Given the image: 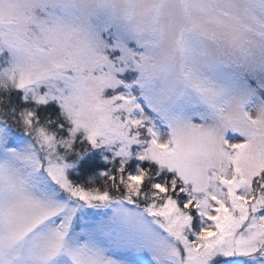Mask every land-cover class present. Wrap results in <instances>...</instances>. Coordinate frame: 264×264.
<instances>
[{"label":"snow or ice","instance_id":"6c2138e0","mask_svg":"<svg viewBox=\"0 0 264 264\" xmlns=\"http://www.w3.org/2000/svg\"><path fill=\"white\" fill-rule=\"evenodd\" d=\"M0 264H264V0H0Z\"/></svg>","mask_w":264,"mask_h":264},{"label":"trees","instance_id":"16d2710c","mask_svg":"<svg viewBox=\"0 0 264 264\" xmlns=\"http://www.w3.org/2000/svg\"><path fill=\"white\" fill-rule=\"evenodd\" d=\"M20 135H23L22 133H20ZM104 159L102 160H96L98 167H96L95 169H92L90 171H88L87 173L81 175L79 168H80V163H79V168L77 169V171H75L73 173L74 177H78L80 182L87 184L89 182V178H94L97 183L100 182V176L99 173L102 172L104 170V168L106 167V165L104 164Z\"/></svg>","mask_w":264,"mask_h":264},{"label":"rangeland","instance_id":"374dc122","mask_svg":"<svg viewBox=\"0 0 264 264\" xmlns=\"http://www.w3.org/2000/svg\"><path fill=\"white\" fill-rule=\"evenodd\" d=\"M93 152H95L97 154V157H96V160H102L104 159L103 156L104 155H107V153L105 154H100V150L99 149H94ZM92 155V152H89V153H86V156H91ZM85 157H81V160H83ZM105 160V159H104ZM104 164L107 165V162L104 161ZM76 168L78 169L79 168V162H77L76 164ZM77 171V170H76ZM101 173V172H100ZM100 173H99V176H100Z\"/></svg>","mask_w":264,"mask_h":264}]
</instances>
